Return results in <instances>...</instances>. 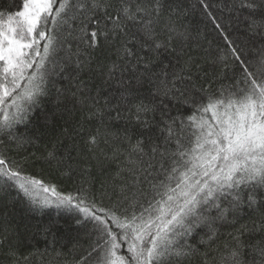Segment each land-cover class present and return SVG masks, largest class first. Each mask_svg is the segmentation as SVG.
<instances>
[{
    "label": "snow or ice",
    "instance_id": "obj_1",
    "mask_svg": "<svg viewBox=\"0 0 264 264\" xmlns=\"http://www.w3.org/2000/svg\"><path fill=\"white\" fill-rule=\"evenodd\" d=\"M197 4L223 41L215 52L183 25V0L0 8V191L18 188L34 209L55 206L91 225L81 254L68 262L57 253L56 264H264V0ZM52 89L58 105L71 99L98 122L88 155L44 158L62 176L79 175L72 191L25 175L27 158L9 155L31 142L17 126ZM121 120L140 130L135 140L127 129L111 133L115 144L98 153L108 124ZM10 235L0 232L9 264H53L19 253Z\"/></svg>",
    "mask_w": 264,
    "mask_h": 264
},
{
    "label": "trees",
    "instance_id": "obj_2",
    "mask_svg": "<svg viewBox=\"0 0 264 264\" xmlns=\"http://www.w3.org/2000/svg\"><path fill=\"white\" fill-rule=\"evenodd\" d=\"M183 2L188 8V14L183 17L182 23L190 30L193 38L198 39L205 48L209 47L208 41H211L213 52L218 47H224L222 39L202 14V9L197 4V0H183ZM210 2L214 5H222V0H210ZM20 4H22V0H0V8L11 7L13 11L16 10L15 6ZM192 4H197V7L192 9ZM213 11L218 16L227 17L229 15L227 9L221 11V8H214ZM239 15L242 18L246 13ZM234 28L242 31L243 24H234ZM197 33L201 35L197 37ZM54 79H57L58 87L70 88L67 80L57 77ZM86 115V109L80 105H74L71 99L58 105L55 89H52L51 94L43 98L40 107L33 113L31 122L27 125L17 126V135L29 138L31 142L24 144L19 149L15 145H10L9 155L17 160L27 158L25 175H33L46 182H54L59 185L61 190L72 191L79 183V175L74 174L72 179L62 176L63 169L57 167L55 163H46L44 158L49 151L53 150L57 155L63 156H67L69 150L72 151L74 157L77 156V151L88 155L87 145L84 141L88 133L95 129L98 122L85 120ZM126 129L134 141L139 134V129L123 120L110 122L108 124L109 143L101 142L97 152L99 153L100 150L109 152L111 146L116 142L111 133L123 136ZM116 170V162L107 164L105 174H114ZM95 174L100 176L98 169L95 170ZM98 190L99 185L97 184V192ZM36 198L39 199L40 196ZM76 218V213L57 209L55 206L43 210L34 209L28 198L18 188L9 187L0 191V232L7 230L11 234L10 239L19 253L25 255L32 252L42 253L45 258L51 259L53 264H56V254L60 253L62 254L61 260L71 262L81 254L83 248L87 247L86 233L91 228L88 223L76 224ZM46 226H51V232L44 231ZM227 231H229L227 228L221 229L222 233L226 234ZM202 235L201 232L200 236ZM200 236H197L193 243L198 245ZM200 247L203 252L204 247ZM9 262L10 258L7 256L6 245L0 249V264H9ZM195 264H198V261Z\"/></svg>",
    "mask_w": 264,
    "mask_h": 264
}]
</instances>
